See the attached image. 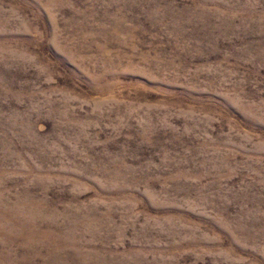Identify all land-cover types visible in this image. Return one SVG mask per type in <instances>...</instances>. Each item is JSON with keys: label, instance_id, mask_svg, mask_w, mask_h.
Returning a JSON list of instances; mask_svg holds the SVG:
<instances>
[{"label": "rangeland", "instance_id": "rangeland-1", "mask_svg": "<svg viewBox=\"0 0 264 264\" xmlns=\"http://www.w3.org/2000/svg\"><path fill=\"white\" fill-rule=\"evenodd\" d=\"M0 264H264V0H0Z\"/></svg>", "mask_w": 264, "mask_h": 264}]
</instances>
